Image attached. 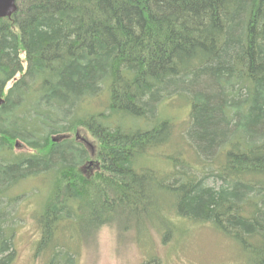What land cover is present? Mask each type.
Returning <instances> with one entry per match:
<instances>
[{
    "label": "trees",
    "instance_id": "1",
    "mask_svg": "<svg viewBox=\"0 0 264 264\" xmlns=\"http://www.w3.org/2000/svg\"><path fill=\"white\" fill-rule=\"evenodd\" d=\"M17 3L0 18V264L17 258L15 189L39 177L46 264H75L69 240L148 215L213 222L264 264V0ZM174 99L183 125L163 109ZM81 128L96 141L73 138Z\"/></svg>",
    "mask_w": 264,
    "mask_h": 264
},
{
    "label": "rangeland",
    "instance_id": "2",
    "mask_svg": "<svg viewBox=\"0 0 264 264\" xmlns=\"http://www.w3.org/2000/svg\"><path fill=\"white\" fill-rule=\"evenodd\" d=\"M163 109L179 125H183L189 114L187 105L183 101L177 102V99H174L172 107L164 105ZM135 122L132 117H125L126 126H131ZM79 130L73 138L75 136L78 138L80 134L89 143L95 140L87 129ZM86 145L93 154L91 145ZM158 160L154 157L147 163L150 165L162 163ZM99 167L83 173L91 177ZM46 187V183L39 177L20 183L15 189L25 194L18 206L14 205V210L20 219L18 218L14 237L17 258L13 264H46L47 262L48 256H36L34 245L36 232L40 228L34 208L37 198L45 197ZM33 189L41 191V194H32ZM148 218L147 223L151 221L150 224L155 225L151 220L152 217L148 215ZM134 220L132 219L130 223ZM150 224L145 226L137 223L130 229L123 230L124 223L120 222L114 226L101 227L95 234L88 236L86 241H79L78 238L69 240L68 245L73 248V252L77 250L75 264H248V253L234 238L217 228L213 222L184 220L180 225L169 228L157 223L156 226Z\"/></svg>",
    "mask_w": 264,
    "mask_h": 264
},
{
    "label": "water",
    "instance_id": "3",
    "mask_svg": "<svg viewBox=\"0 0 264 264\" xmlns=\"http://www.w3.org/2000/svg\"><path fill=\"white\" fill-rule=\"evenodd\" d=\"M18 0H0V18L11 17L18 10Z\"/></svg>",
    "mask_w": 264,
    "mask_h": 264
},
{
    "label": "bare ground",
    "instance_id": "4",
    "mask_svg": "<svg viewBox=\"0 0 264 264\" xmlns=\"http://www.w3.org/2000/svg\"><path fill=\"white\" fill-rule=\"evenodd\" d=\"M54 139H58L57 137H54ZM88 144V143H87ZM15 149L17 151H21V150H26L27 149V146L24 144V142L20 141V140H17L15 142Z\"/></svg>",
    "mask_w": 264,
    "mask_h": 264
},
{
    "label": "flooded vegetation",
    "instance_id": "5",
    "mask_svg": "<svg viewBox=\"0 0 264 264\" xmlns=\"http://www.w3.org/2000/svg\"><path fill=\"white\" fill-rule=\"evenodd\" d=\"M78 137L81 138V135L79 134ZM81 140L83 141V138Z\"/></svg>",
    "mask_w": 264,
    "mask_h": 264
}]
</instances>
